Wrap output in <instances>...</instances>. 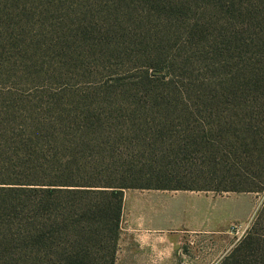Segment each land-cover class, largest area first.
I'll return each mask as SVG.
<instances>
[{"label": "rangeland", "instance_id": "rangeland-1", "mask_svg": "<svg viewBox=\"0 0 264 264\" xmlns=\"http://www.w3.org/2000/svg\"><path fill=\"white\" fill-rule=\"evenodd\" d=\"M252 2L0 0V230L14 251L0 264H47L17 231L40 189L77 184L129 186L122 209H252L222 230L205 215L203 259L177 264H264V190H213L250 177L235 164L246 148L232 143L229 79L234 53L256 51ZM254 163L259 183L264 162ZM157 186L195 190L146 188ZM76 210L70 221L96 231L86 245L113 236L114 209ZM48 214L59 260L74 236L63 209Z\"/></svg>", "mask_w": 264, "mask_h": 264}, {"label": "trees", "instance_id": "trees-1", "mask_svg": "<svg viewBox=\"0 0 264 264\" xmlns=\"http://www.w3.org/2000/svg\"><path fill=\"white\" fill-rule=\"evenodd\" d=\"M250 45L254 46L255 53H234V65L231 66L232 81L229 79L231 88L230 118L233 119L229 124L234 126V137L232 143L237 151L246 148L243 157L235 163L241 164V169L246 168L250 177L243 179L240 187H226L224 189H213L215 191L233 192H261L264 190V179L259 183L254 181V168L257 165L255 159L258 157L260 162H264V0H253L250 5ZM239 159V156H238ZM239 162V163H238ZM232 165V164H231ZM232 165V166H236ZM252 179H249L251 178ZM254 178V179H253ZM256 180V179H255ZM45 186V184H39ZM56 186V185H46ZM66 189L45 188L40 189L47 194L41 202L35 203L32 208L34 216L28 225L26 234L21 232L26 229V225L17 231L18 241L25 244L24 248L28 251V256L40 260L44 255L47 264H115L117 244L119 238V227L122 216V206L124 189L130 188L123 184L107 185H61ZM145 188V187H143ZM157 189L174 190H195L186 188H170L168 186L146 187ZM205 190V189H199ZM63 194L68 198L65 201H56L55 194ZM54 209H63L66 212L61 215L68 234L72 233L74 239L68 245L58 260L54 254H59L55 250L53 239L47 236L46 231H52L58 227L54 218L48 213H53ZM76 211L84 213L105 214L104 209H114L115 229L112 230L113 236L108 238L104 245H86L83 238L86 235H95L91 227L82 224H74L70 221ZM43 216L47 218L43 219ZM258 220V219H257ZM6 224L4 216L0 214V226ZM72 225L73 228H70ZM12 232L0 230V254L13 255L14 251L9 247ZM250 237V233L248 235ZM70 248H74L71 250ZM103 256H99V254ZM231 257L225 260L226 264Z\"/></svg>", "mask_w": 264, "mask_h": 264}, {"label": "crops", "instance_id": "crops-1", "mask_svg": "<svg viewBox=\"0 0 264 264\" xmlns=\"http://www.w3.org/2000/svg\"><path fill=\"white\" fill-rule=\"evenodd\" d=\"M205 215L212 217L215 229L222 230L233 222H246L252 209H122L116 264L202 260ZM224 244L219 248H226Z\"/></svg>", "mask_w": 264, "mask_h": 264}]
</instances>
